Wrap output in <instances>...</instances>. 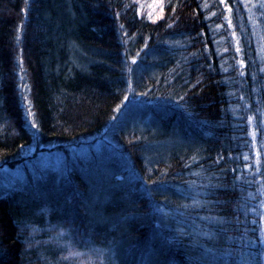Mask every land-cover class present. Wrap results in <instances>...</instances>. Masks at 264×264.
I'll return each mask as SVG.
<instances>
[{"label":"trees","instance_id":"1","mask_svg":"<svg viewBox=\"0 0 264 264\" xmlns=\"http://www.w3.org/2000/svg\"><path fill=\"white\" fill-rule=\"evenodd\" d=\"M225 1L242 71L221 0H0V169L65 157L0 188V264H263L264 0Z\"/></svg>","mask_w":264,"mask_h":264},{"label":"rangeland","instance_id":"2","mask_svg":"<svg viewBox=\"0 0 264 264\" xmlns=\"http://www.w3.org/2000/svg\"><path fill=\"white\" fill-rule=\"evenodd\" d=\"M221 5L225 13V20L228 25V29L231 34V39L233 41V45L235 48L238 67H239V70L242 71L245 67V63L244 62L241 63V61H243L242 45L240 42L241 40L238 37V35L234 33V29L231 23V11L226 5V1L221 0ZM237 48L240 49L239 52H237ZM248 125H249V137L251 140V145H252L251 147L253 150L254 160H255V164H254L256 168L255 172H256V175L259 177L257 179L256 185L257 187H259L262 197H264V179L261 177L262 176L261 163H263V159H262V153L259 151V146H264V138H263V141L259 140L260 132L258 131L256 120L254 118L252 117L249 118ZM262 133L264 135V125L262 128ZM83 151H86V150L77 151L76 155L81 156ZM73 155L74 154H72V156ZM64 162H65V157L59 153H53V154L42 153L41 155L37 157L35 161H33L32 164H28L25 169L21 167L17 170H14L13 172L8 169H0V188L5 189L11 183V181H14L16 178H21L22 176L26 174V172L33 173L35 170H38V169L42 170L50 165L63 167ZM262 208L264 211V205L262 206ZM259 232H260V240H261L262 246L264 247V221H260V231ZM263 264H264V255H263Z\"/></svg>","mask_w":264,"mask_h":264},{"label":"snow or ice","instance_id":"3","mask_svg":"<svg viewBox=\"0 0 264 264\" xmlns=\"http://www.w3.org/2000/svg\"><path fill=\"white\" fill-rule=\"evenodd\" d=\"M240 51V49L239 48H237V52H239ZM241 63H243V61H241ZM125 99H127V97H125ZM33 127H35V125L33 124Z\"/></svg>","mask_w":264,"mask_h":264}]
</instances>
